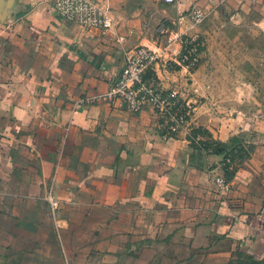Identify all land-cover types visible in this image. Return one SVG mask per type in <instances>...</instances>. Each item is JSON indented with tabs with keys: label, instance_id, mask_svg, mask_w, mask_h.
<instances>
[{
	"label": "crops",
	"instance_id": "obj_1",
	"mask_svg": "<svg viewBox=\"0 0 264 264\" xmlns=\"http://www.w3.org/2000/svg\"><path fill=\"white\" fill-rule=\"evenodd\" d=\"M111 5L114 23L98 34L58 17L47 0H0V264L263 259L264 119L233 116L213 99L218 88L201 80L208 50L195 68L158 62L146 74L194 106L188 128L172 137L150 105L133 112L100 95L119 76L124 49L175 34L197 41L206 29L193 10L261 32L264 0ZM182 47L175 42L173 53ZM196 128L250 148L231 164L229 190L210 179L225 156L191 146Z\"/></svg>",
	"mask_w": 264,
	"mask_h": 264
},
{
	"label": "built area",
	"instance_id": "obj_2",
	"mask_svg": "<svg viewBox=\"0 0 264 264\" xmlns=\"http://www.w3.org/2000/svg\"><path fill=\"white\" fill-rule=\"evenodd\" d=\"M47 1L58 17L98 34H103L114 23L112 0ZM163 1L174 3L176 0ZM190 18L199 22L203 14L199 10H193L190 12ZM122 39L119 37L120 41ZM178 41L183 47L176 55L172 46ZM123 57L124 63L119 76L100 97L107 102L118 101L133 112L150 105L158 117V127L167 137L188 128L194 111L192 102L181 99L175 89H164L157 85L156 81L147 80L146 74L158 62H161L166 71L173 69L175 65L194 67L199 62L198 42L182 34H175L155 47L140 44L124 49ZM88 101L82 99L79 103ZM210 173V179L217 191L230 189V180L225 178L223 172L211 170Z\"/></svg>",
	"mask_w": 264,
	"mask_h": 264
},
{
	"label": "rangeland",
	"instance_id": "obj_3",
	"mask_svg": "<svg viewBox=\"0 0 264 264\" xmlns=\"http://www.w3.org/2000/svg\"><path fill=\"white\" fill-rule=\"evenodd\" d=\"M204 17L203 14L198 23L205 25L206 32L195 37L199 51L208 50L210 56L209 61L204 55L201 59L206 61L205 78L201 80L218 88L219 94L212 97L228 105L231 115L241 114L250 122H259L264 119V30L240 32L228 24L237 21L221 11L208 19ZM228 158L224 163H230Z\"/></svg>",
	"mask_w": 264,
	"mask_h": 264
},
{
	"label": "trees",
	"instance_id": "obj_4",
	"mask_svg": "<svg viewBox=\"0 0 264 264\" xmlns=\"http://www.w3.org/2000/svg\"><path fill=\"white\" fill-rule=\"evenodd\" d=\"M200 136L203 138H199ZM189 139L193 148H203L204 150H210L211 153L223 154L225 159L228 158L229 155L230 163L225 162L223 164V175L227 180H230L237 172L234 165H231V162H234L235 159L241 160L243 157L247 156L250 150L248 146H245L236 137L232 138L228 143H223L210 138V135L202 128L193 129L189 135ZM228 264H264V258L256 260L252 256L242 257L240 255L239 258L230 261Z\"/></svg>",
	"mask_w": 264,
	"mask_h": 264
}]
</instances>
